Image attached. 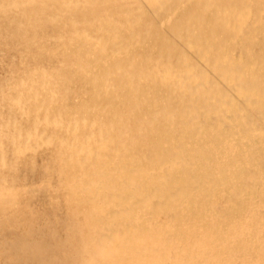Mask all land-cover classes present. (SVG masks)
Returning <instances> with one entry per match:
<instances>
[{"label": "bare ground", "instance_id": "bare-ground-1", "mask_svg": "<svg viewBox=\"0 0 264 264\" xmlns=\"http://www.w3.org/2000/svg\"><path fill=\"white\" fill-rule=\"evenodd\" d=\"M260 114L264 0H0V264H264Z\"/></svg>", "mask_w": 264, "mask_h": 264}, {"label": "rangeland", "instance_id": "rangeland-1", "mask_svg": "<svg viewBox=\"0 0 264 264\" xmlns=\"http://www.w3.org/2000/svg\"><path fill=\"white\" fill-rule=\"evenodd\" d=\"M263 117H264V115H262V114L259 115V119H261L262 122H264V118H263ZM35 162H36V161H35ZM38 164H39V163H38ZM38 164L35 163L36 167H37ZM28 173H30V172L28 171ZM28 173H27V174H28Z\"/></svg>", "mask_w": 264, "mask_h": 264}]
</instances>
